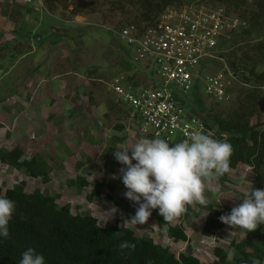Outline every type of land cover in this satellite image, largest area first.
<instances>
[{"label": "rangeland", "instance_id": "obj_1", "mask_svg": "<svg viewBox=\"0 0 264 264\" xmlns=\"http://www.w3.org/2000/svg\"><path fill=\"white\" fill-rule=\"evenodd\" d=\"M24 8L34 11L29 15L23 14L25 25L34 27L27 34L26 31L16 32L21 30L19 26L15 27L13 22L0 16V47L3 48L0 58L5 55L0 62V148L19 146L27 158L41 155L51 168L50 181L45 184L41 178L27 177L23 172L0 163L1 189L20 185L26 193L39 189L45 195H58L59 206L68 204L72 214L93 217L101 227L118 219L124 220L137 237L151 238L156 244L167 247L176 257L180 254L192 255L202 264H212V250L216 246L231 255L230 243L247 237L243 225L226 221L224 227L211 238H202L200 232L206 214L198 205L221 208L243 201L252 179L249 168L238 166L229 173L227 182L223 184L212 172L210 181L200 184L194 176V166L183 152L176 146L168 147L159 141L141 137L129 109L108 90L109 82L116 76L131 78V81L136 79L140 85H147L152 77L148 68L129 63L117 37L119 29L134 18L135 9L126 5L122 11H115L103 6L96 13L74 16L69 13L72 7L67 4L47 12L40 0H33ZM34 8L41 9L42 14ZM238 14L246 19L240 10L235 13ZM259 40L258 35H253L230 48H221L219 43L214 60L201 64L195 88H198L202 106L207 111L214 107L215 111L226 116L236 111L238 102H244L246 95L254 89L252 83L242 80L241 75H233L226 65V59L218 55L240 54L243 51L253 55L251 46ZM29 52L33 54L21 58ZM34 68L36 74L40 72L43 80L40 85L35 83L38 87L29 83L33 76L39 77L31 74ZM263 70V64L258 65L257 71ZM218 73L227 75L231 100L216 105L204 96L199 79ZM53 75L60 77H57L60 85L56 84L54 89L48 84ZM255 89L263 95L264 82ZM187 95L182 98L186 101V107L190 105L187 99L190 94ZM71 97L77 98L70 107L71 112L75 111V116L70 121L64 118V121L60 120L64 124H51L50 120L45 121L37 113L36 121L29 116L31 107L27 104L30 99L44 111L41 102L63 104ZM192 105L191 111L203 119L204 114L194 103ZM41 119L44 122H40ZM204 119L205 123L209 122ZM258 120L264 121V107L257 117L251 118V123L255 124ZM209 123L212 125V122ZM117 126L124 130H118ZM112 137H124L125 140L121 145L117 144L115 151L113 149L118 154L109 156L105 144ZM193 145L198 146L199 142ZM79 164L80 168L77 169ZM107 166L109 170L105 171ZM80 169L82 171L78 172ZM86 175L89 187L76 192L75 188L66 185L69 179ZM95 182L102 183V194L98 200L90 202L87 196ZM140 194L152 207L163 204L181 216L185 212V196L197 205L187 218L179 220L175 217L171 223L184 227L187 243L169 240L166 227L158 228L148 216L136 219L144 212L143 201L138 197ZM121 198L130 205L133 214L130 219H125V213L114 204Z\"/></svg>", "mask_w": 264, "mask_h": 264}, {"label": "trees", "instance_id": "obj_2", "mask_svg": "<svg viewBox=\"0 0 264 264\" xmlns=\"http://www.w3.org/2000/svg\"><path fill=\"white\" fill-rule=\"evenodd\" d=\"M40 1L47 12L67 4L72 7L69 13L74 16L96 13L103 6L122 11L126 5H130L135 9V14L126 25L139 28L153 24L168 7L222 5L231 12L233 10V14H237L238 10L242 12L246 27L228 35L220 42V46L230 48L258 35L260 40L251 46L253 55L243 51L240 54L232 52L219 56L226 59V65L233 75H241L242 80L252 83L254 89L246 95L244 102H238L236 111L225 116L215 111L214 107L207 111L202 106L195 86L190 98L187 97L190 100L187 108L190 109L194 103L212 125L209 122L204 125L205 131L198 146L190 145L182 152L194 166V176L200 184L210 181L212 172L218 182L223 184L227 182L229 173L238 166L249 168L252 179L243 201L221 208L198 205L206 214L200 234L202 238L209 239L224 227L226 221L238 222L243 225L247 237L230 243L231 255L222 247H214L212 264H264V121L251 123V118L257 117L264 107V94L255 89L264 82V70L257 71L258 65L264 66V0ZM33 12L17 0L13 3L9 0L0 1V16L13 22L15 27L19 26L21 30L16 32H24L27 26L23 14ZM237 16L241 17L239 14ZM122 51L127 57L124 47ZM3 57L5 55L0 58V62ZM116 128L122 130L121 126ZM124 140V137H112L105 148L107 152L109 150L108 154ZM24 155L19 146L0 148V163L23 172L27 177L41 178L43 183H48L51 168L46 160L38 154L30 158ZM106 168L109 170L108 166ZM87 177L76 176L69 179L66 185L79 192L90 186ZM92 186L87 196L90 202L100 198L103 187L100 182ZM138 197L143 201L144 212L136 217L137 220L148 216L158 228L166 227V236L172 242H188L184 227L171 224L175 217L179 220L187 218L197 206L188 196H185L184 216L176 215L174 210L165 206L154 208L141 194ZM58 198V195H45L39 189L26 193L20 185L6 190L0 187V264H202L192 255L180 254L176 257L167 247L156 244L151 238L137 237L124 220L118 219L101 227L93 217L72 214L68 204H57ZM114 204L125 213V219L132 217L127 200L121 198Z\"/></svg>", "mask_w": 264, "mask_h": 264}, {"label": "built area", "instance_id": "obj_3", "mask_svg": "<svg viewBox=\"0 0 264 264\" xmlns=\"http://www.w3.org/2000/svg\"><path fill=\"white\" fill-rule=\"evenodd\" d=\"M245 27L246 21L225 6L190 4L164 9L147 27L126 25L119 29L117 37L129 63L146 67L152 74L147 85L122 76L108 84L109 92L129 109L141 137L181 151L200 142L205 117L198 118L182 98L195 87L201 64L214 60L219 43ZM226 77L218 73L199 79L209 101L223 104L231 100Z\"/></svg>", "mask_w": 264, "mask_h": 264}, {"label": "crops", "instance_id": "obj_4", "mask_svg": "<svg viewBox=\"0 0 264 264\" xmlns=\"http://www.w3.org/2000/svg\"><path fill=\"white\" fill-rule=\"evenodd\" d=\"M34 10L35 11H38V12H42V10L40 9H35L34 8ZM42 14V13H41ZM34 27L33 26H26L25 27V33L27 34L28 32H30V30L31 29H33ZM31 54H33V52H29V53H26L24 56H22L21 58L23 59V58H25V57H29V55H31ZM41 71V70H40ZM31 72V74L33 75V74H35L36 76H39L40 75V72H39V74H36V70H35V68L33 69V70H31L30 71ZM34 78H31V76L30 77H28L30 80H29V83H30V85H33V86H39L40 85V83H42L43 82V80H42V77H38V79L35 77V76H33ZM57 75L56 76H54L53 75V77H52V80L50 81V82H48V84H51L50 86L52 87V89H54L55 88V86H56V84H58V85H60L59 83H58V81L60 82V80L59 79H57ZM41 78V79H40ZM58 78H60V77H58ZM35 83L36 84H39V85H35ZM47 84V83H46ZM47 84V85H48ZM47 85H46V87H47ZM32 88V87H31ZM75 100H77V98L76 97H71L70 98V100L69 101H67V102H63V104L62 103H60V102H52L51 103V101H49L48 103H42L41 102V104H42V106L41 107H43V110L44 111H42L41 110V108L40 107H38V105H34L32 102L33 101H31V99L29 100V102H28V107H31V109H30V111H29V116H32V117H30V118H34V120L36 121V119H37V114H40V116L39 117H42V118H45V121L46 120H50V123L51 124H55L56 122H61L60 120H63V118H64V120H66V121H70L75 115H73V112H75L74 110H73V112H71V110H70V107H72L71 105L73 104V103H75ZM18 104V103H17ZM31 105V106H30ZM42 112H45V113H43L42 114ZM35 113H37L36 115H35ZM35 115V116H34ZM49 115H52L53 117H51V116H49ZM24 120V119H23ZM34 120H31L32 122H34ZM57 120H59V121H57ZM63 120V121H64ZM41 121H43L44 122V120L43 119H41L40 120V122ZM52 121V122H51ZM39 122V123H40ZM62 123V122H61ZM62 124H64V123H62ZM62 129V128H61ZM59 130V129H58ZM124 129H122L121 131H123ZM63 131V130H62ZM122 144V143H121ZM120 144V145H121ZM106 145H107V143L105 144V147H106ZM119 145V144H118ZM118 145H116L115 147H117ZM115 149L116 148H114V151H115ZM114 151H112V152H110V154H109V156H111L112 154H114V155H117L118 153L116 152V154L114 153ZM24 156H26V154L24 155ZM27 158V157H26ZM108 162L109 163H111V159H109L108 160ZM107 168H105L104 170L105 171H107L106 170ZM82 170L80 169L78 172H81ZM110 176H111V174H110ZM150 205L152 206V204L150 203ZM162 206H165V205H161V206H158V207H162Z\"/></svg>", "mask_w": 264, "mask_h": 264}]
</instances>
